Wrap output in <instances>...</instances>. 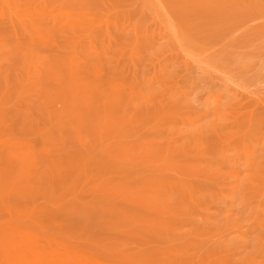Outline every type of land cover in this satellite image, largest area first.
Segmentation results:
<instances>
[{
    "label": "rangeland",
    "instance_id": "rangeland-1",
    "mask_svg": "<svg viewBox=\"0 0 264 264\" xmlns=\"http://www.w3.org/2000/svg\"><path fill=\"white\" fill-rule=\"evenodd\" d=\"M38 1L48 9L57 5L53 0ZM117 1L79 0V3L104 13L108 6L105 2L111 5ZM121 1L129 3V0ZM177 2L179 9L174 10V18L165 10L147 12L142 14L135 28L133 23L129 24L133 28L127 29L126 22H120V28H113L110 33L104 28L96 31L99 40H104L97 50L79 46L81 69L78 72L74 69L73 73L91 77L88 71L91 65L96 68L102 65L105 71L97 84L84 88L91 90L87 94L82 90L75 94V89L67 84L71 67L64 53L37 55L46 60L33 76L38 75L40 79L29 80L28 85L21 83L27 72L24 66L27 51L10 40L4 43L0 40L3 51L0 117L16 125L26 123L42 131L49 130L50 137L66 148L100 150L115 160L151 171L150 183L146 178L148 174L131 178L127 174L98 170L89 174V178L79 177L62 191L55 185L59 198L47 207L50 213L66 217L57 218L68 221L59 229L72 230L75 236L99 231L106 226L103 221H108V217L114 219L112 224L121 230L138 226L136 238L132 239L133 233L124 243L123 240L114 245L121 257L120 264H218L221 255L225 256L226 264H264L261 174L264 124L252 127L253 134L249 132L259 143H250L245 149L241 139L251 111L264 107V0H175ZM2 31L4 28L0 25V33ZM57 31L59 36L67 32L65 29ZM167 31L186 32L190 37L200 38L201 53H197L202 55L190 51L193 58H198L196 62L189 58L190 52L185 53L186 48L182 50L185 46L176 39L178 35L174 33V39ZM64 45L67 46L57 41L52 49L57 51ZM122 51L126 53L121 54ZM239 51L245 53L241 58L236 57ZM93 52L98 54V59H91ZM126 56L143 58L142 62L152 60V66L140 62L133 68L125 62ZM209 56L221 70H212L203 61L199 63L200 58ZM184 59L196 66L198 81L195 84L188 81L176 85ZM165 61L161 68L160 63ZM203 68L217 73L222 81L212 86V78ZM155 71L162 75L154 82L150 79L151 72ZM111 76L123 83L114 89L116 92L107 84ZM238 83H242L240 87ZM141 89L149 93L151 96L147 98L152 100H147L146 95L138 97L137 91ZM110 90L113 94L107 97ZM117 92L121 94L119 98L115 96ZM176 109L181 112L178 117L168 115ZM43 150L36 153L47 156L48 152ZM49 159L48 156L31 167L32 179L45 184L61 178L62 173L67 178L74 176L72 167L57 171ZM30 199L36 203L44 201L41 195L35 194ZM111 202L114 207H110ZM130 205L144 206L146 212L132 210ZM106 207L114 211L115 218L104 211ZM255 218L261 219V223L253 229ZM227 220L232 223H226ZM162 221L169 225L165 227ZM148 229L162 239L147 238ZM168 245L175 246L176 250L167 256Z\"/></svg>",
    "mask_w": 264,
    "mask_h": 264
},
{
    "label": "bare ground",
    "instance_id": "bare-ground-1",
    "mask_svg": "<svg viewBox=\"0 0 264 264\" xmlns=\"http://www.w3.org/2000/svg\"><path fill=\"white\" fill-rule=\"evenodd\" d=\"M55 2L57 5L48 9L43 7V4L38 0H0V25L4 28V31L0 33V40H2L3 43L7 40H10L14 44H19L20 47L26 49L27 52L25 53L26 59L24 61V66L26 67L27 72L21 82L26 85L29 84V80L34 79V81H36V79H40V76L38 75L35 78L33 76H35L34 74L38 72L37 68H40L43 64H45L44 61L46 60L43 61L42 59H39L37 55H43L47 53H64L69 59V61L66 62L68 63V66L71 67L67 77V84L72 89H75V94H78V91L80 93L81 90L85 94H87V92L91 93V90H84V88L92 83L95 84L97 79H100L105 75V71L101 68L102 65H99L97 68L93 65L88 67V71L92 73L91 77L88 75H80L76 72H72L74 69H77V72L78 69H81L79 66L81 61H79L80 45L95 51L97 50L98 46L103 43L104 40H99L97 34L95 33L96 31L104 28L106 33H110V30H113V28H120V22H126L127 29L130 28L131 25L129 26V24L131 23H133V27L135 28L136 22L142 18V14L147 12H158L159 10H165L164 12H168L174 18V10L176 11L179 9V3H175V0H129V3L124 2L125 4H123L121 0H118L111 5L105 2V5L108 6L104 13L95 11L86 5L79 3V0L52 1L53 4H55ZM136 14L141 15L136 16ZM178 14L179 13H177V15ZM153 17L155 18L154 15ZM161 25L162 24H160V26ZM133 27L131 26V28ZM59 29H65L67 32L59 36V31H57ZM173 30L175 29L173 28ZM134 31L135 30H133V32ZM179 32L176 34L175 32L167 31L171 37H173V35L175 37V34L178 35V38L176 39H178L182 45L184 44L183 46L185 47H182V50L186 48L185 53L191 51L196 54L197 51H200V38H196L195 36L190 37L186 32L184 33L183 31V35ZM163 34L168 35L165 34V32ZM135 35L137 34L134 33V36ZM157 40H159V38H157ZM57 41L64 42L67 46L65 47L64 45V47H61V49L57 51L52 49V45L57 43ZM155 42L157 43L158 41ZM173 43L174 42H171L170 44ZM231 45L234 46V43ZM127 46L128 45L125 47L127 48ZM207 50H209V48ZM239 50L241 49L239 48ZM124 51H122L121 54H125L126 52ZM200 53H197L199 54L198 56L202 55ZM2 54L3 51L0 50V56ZM243 54H245L244 51H239V54H237L236 57L241 58ZM247 54H249V52ZM97 55L98 54L93 52L91 59H98V57H96ZM182 56L184 57V55ZM189 56V58L194 60L197 58H193L194 55L192 53ZM142 59H134V57L133 59H128L127 57L125 62L130 64L133 68H135L140 62L152 66V60H147L148 62H142ZM187 59L183 60L182 66L179 69L180 76H177L176 85L188 81L192 84H195L198 81L196 80L197 77L195 74L197 71L195 70L196 66H192L193 63L190 65ZM200 59L199 63L203 61L204 64L210 66L212 70H221L220 66L216 64V61L212 56L202 58L201 60ZM177 60L179 62V59ZM167 61L160 63L162 64L161 68L164 67ZM160 64L158 63V65ZM196 65L198 66V64ZM197 68L199 69V67ZM203 70L207 73V76L212 78L210 81L212 86H216L218 82L222 81V77L220 78L217 73L210 72V70L208 71L206 68H203ZM151 73L152 77L150 80L154 82L162 75V72L158 73V71ZM8 75L9 74L7 73L5 79H7ZM120 81H118L117 78L112 77L107 79V84L112 90H114L116 87L123 84L122 81ZM31 82H33V80ZM241 84L242 83H238L237 85L240 87ZM112 90L107 93H110ZM145 92L146 91L142 89L137 91L138 97L139 95L142 97L146 95L147 98V95L150 94H146ZM112 94L113 92L107 94V97ZM120 95V92L115 94V96L118 98ZM150 98L151 97L147 98V100H152ZM115 107L113 106V108ZM171 112L168 113V115L172 117L175 116V118L181 113L179 109L173 110V114ZM262 124H264V107H262L260 111L254 108L251 111L249 124L245 129H243L244 133L241 135L242 145L245 149L249 148L251 145L250 143H259L258 140L252 138L253 135L250 133L254 131L252 130V127L258 128ZM47 131L49 132V130L44 129L42 131L40 128L28 125L26 123L16 125L0 117V264H120L119 259H121V257L119 256V252L115 249L114 245H117V242H122L123 240L124 243L127 239H130V236L133 233L135 234L132 239L136 238L139 235V232H136V230H138V226L121 230L115 225V223L112 224L114 219H110L112 220L110 221L108 217V221H103L106 223V226L100 227V229H98L99 231L97 232H95V230L86 231L81 235L75 236L72 230H60L59 228L61 224H67L68 221H58L57 218L66 217H59L48 211V208L51 207V205L54 204V202L59 198V196H56L57 192L55 191V185L59 187L58 191H62L66 187H70L72 183L74 184L75 181H78L79 177L83 176L84 178H89V174L97 172L98 170L102 173L127 174L131 176V178L142 176L146 177L148 174V177L146 178H148V182H150L149 177L152 174L149 173H151V171L147 168L143 169L126 161L115 160L113 157H110L111 155L107 156L108 154L105 155L100 150H90L89 152L79 148H66L63 143L58 142L59 140L56 141L52 139ZM241 133L242 132H240V134ZM53 136L55 137V135ZM39 149L46 150L48 155L42 156L40 153H36V151ZM44 150L43 152H45ZM48 156L50 157L49 160L53 164L55 170L57 169V171H62L65 170V168L71 170L69 168L72 167L74 176L67 178L64 176L65 173H62L61 178L51 180V182H47L45 184H41L39 180L32 179L30 173L31 167L38 165L39 161L43 162ZM251 164L253 167L255 163L252 162ZM261 168L262 184H264V164L261 165ZM69 172L71 173V171ZM151 177L153 178V176ZM145 182H147V180ZM33 194L36 196L41 195L44 201H41V203H36V201L31 200L30 196ZM114 206L115 204L111 202L110 207ZM110 207H106L104 211L106 210L108 215L113 216L114 211L110 209ZM129 208L132 210L146 212V208L144 206L130 205ZM133 213L135 214L136 212ZM148 216L153 217L154 215L149 214ZM207 217L209 218L210 216L208 215ZM67 218L69 217L67 216ZM113 218L115 217L113 216ZM260 220L261 219L259 218H255V221L252 223L253 229L256 228V225L258 226L261 223ZM163 222L164 221L160 223L163 224ZM226 223L232 222L227 220ZM163 225L165 226L166 223ZM168 225L169 223L166 226ZM234 226H236V221ZM76 231L81 233L83 230ZM146 236L147 238H152L151 240L154 238L162 239V236L158 237L150 232V230L147 232ZM110 238H112V240ZM173 250H176L175 246L168 245L165 251L166 255L168 256V253L172 252ZM124 257L125 256H123V258ZM220 258L221 259L218 264H226V262L223 261L225 260V256L221 255Z\"/></svg>",
    "mask_w": 264,
    "mask_h": 264
}]
</instances>
